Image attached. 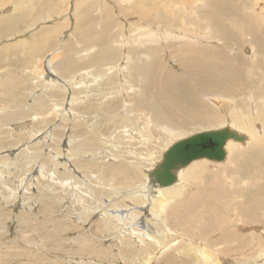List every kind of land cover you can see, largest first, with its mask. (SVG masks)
I'll return each mask as SVG.
<instances>
[{"label": "rangeland", "instance_id": "rangeland-1", "mask_svg": "<svg viewBox=\"0 0 264 264\" xmlns=\"http://www.w3.org/2000/svg\"><path fill=\"white\" fill-rule=\"evenodd\" d=\"M259 2L264 0H0V264H146L147 261H150L147 264H264V190L261 196L252 192L256 184L264 183V175L263 179L257 175L259 171L264 174V166L257 167L259 163L254 160L255 150L262 147L264 152V113H259L264 108L257 104V97L264 99V18L260 22L256 20L259 9L256 3ZM176 17L186 20L181 22ZM204 19L207 20L204 22ZM227 27L231 31L226 33ZM148 28L155 30L149 32ZM242 28H248L245 30H249L248 33ZM83 33L88 36L84 37ZM207 39L209 41L204 44ZM230 42H236L232 50L224 47L230 46ZM185 45L187 49L203 48L200 52L205 59L215 50L219 57L209 59L227 58L221 67L230 64L228 69L232 67L233 74L227 69L219 78L218 72L202 65L199 67L205 71L202 75L203 72L194 67L193 64L199 63L192 59L190 52L181 61L180 48H186ZM256 47L260 48L255 50ZM236 58L239 63L235 62ZM229 59L233 63L226 62ZM214 61L208 64L212 67L221 65ZM156 65H161L164 70L157 71ZM188 66L193 72L186 71ZM51 68L53 74H50ZM194 73L200 77L195 78ZM168 75H172L169 79L173 78L175 85L180 78L201 83L197 95L199 101L221 120H190L183 127L174 122L173 139L161 130L160 126L163 129L166 125L155 126L152 121L147 122L146 118L152 117L155 111L153 100L161 98L155 94L158 82L161 83L159 77L163 81ZM147 78L153 87L148 85ZM204 79L208 83L212 80L210 88L206 81L202 83ZM125 80L131 82L132 87ZM240 83L243 87L238 85ZM226 84L234 93L229 94L233 97L229 103L231 100L221 95V89L219 93L215 88ZM256 90L260 91L255 94ZM250 93L254 99L247 100ZM141 103L146 104L145 108ZM250 104L258 111L251 110ZM237 114L245 121L255 116L249 128H241L243 135L248 137L247 144L237 141L240 146L231 147L226 160H197L198 163L192 164L190 168L200 167L201 172H192L191 179L183 178L184 189L191 185L183 196L166 199L165 211L169 213L165 221L153 216L152 229L144 233L141 227H137L140 232L135 230V225L128 219L117 220V206L149 208L145 192L149 178L145 175L174 139L222 125L227 127ZM125 116L129 118L125 123L135 118V123L124 127L134 131V144L132 141L127 143L128 137L122 132L124 128H117ZM128 151L135 154L128 155ZM123 155L130 157L125 161ZM122 162L139 171L137 181L123 184L120 180L117 184L115 176L123 172ZM236 167L241 172L250 170L257 176L251 173L245 187L237 183V176L231 173ZM128 183L132 186H127L131 185ZM239 190H242L239 200L251 193L249 198L260 204L263 215L259 209L255 214L261 219L263 228H252L249 223L240 226L237 216L244 205L238 207V211L232 208L237 202L234 195ZM198 197L204 198L203 201ZM132 198L146 203L135 202ZM109 200L114 206L107 209L103 205ZM188 203L187 211L184 204ZM158 217L162 218V215ZM217 220L225 224L226 231L222 236L213 226ZM234 239L238 243L233 242ZM252 247L253 251L262 247L263 253L251 254Z\"/></svg>", "mask_w": 264, "mask_h": 264}, {"label": "bare ground", "instance_id": "bare-ground-1", "mask_svg": "<svg viewBox=\"0 0 264 264\" xmlns=\"http://www.w3.org/2000/svg\"><path fill=\"white\" fill-rule=\"evenodd\" d=\"M184 1V0H183ZM182 3V2H181ZM262 2H259V3H256V4H258L259 6H258V10H257V18H256V20L257 21H259L260 22V19H262V21H263V18H264V15H261V13H263L264 14V2L261 4ZM152 4V3H151ZM180 4V3H179ZM226 4V3H225ZM229 4V3H228ZM255 4V3H254ZM171 5V4H170ZM170 5H168V6H170ZM185 5V4H184ZM195 5V4H194ZM196 6H198V5H196ZM242 6V5H241ZM177 7H179V6H177ZM189 7V6H188ZM176 8V7H175ZM175 8H173L172 10H175ZM183 8V7H182ZM193 8V7H192ZM221 8V7H220ZM245 8V7H244ZM243 8V9H244ZM256 8V7H255ZM125 9V8H124ZM136 9V8H135ZM179 9V8H178ZM256 10V9H255ZM125 11V10H124ZM169 11V10H168ZM177 11V10H176ZM180 13V12H179ZM178 13V14H179ZM222 13V12H221ZM161 14V13H160ZM172 14V13H171ZM192 14V13H191ZM226 14V13H225ZM144 15V14H143ZM157 15V14H156ZM159 15V14H158ZM163 15V14H162ZM176 15V14H175ZM183 15V14H182ZM185 15V14H184ZM224 15V14H223ZM229 15V14H228ZM148 16V15H147ZM152 16V15H151ZM160 16V15H159ZM165 16H168V14L167 15H165ZM179 17L181 16V15H178ZM177 16V17H178ZM196 17V15H193V17ZM226 16H227V14H226ZM235 16V15H234ZM177 17H176V19H177ZM187 17V16H186ZM189 17V16H188ZM223 17V16H222ZM254 17V16H253ZM154 18V17H153ZM197 18V17H196ZM213 18H214V16H213ZM216 18V17H215ZM218 18V17H217ZM220 18V17H219ZM147 19H148V17H147ZM158 19V18H157ZM170 19V18H169ZM182 19V18H181ZM222 19V18H221ZM221 19L219 20V21H221ZM231 19V18H230ZM166 20V19H165ZM174 21H175V19H173ZM178 21H181V22H183V21H185V20H180V18L179 19H177ZM177 20H176V22H177ZM195 20V19H194ZM196 20H198V19H196ZM203 20V19H202ZM205 20H207V19H204V22H205ZM212 20V19H211ZM256 20H255V22H256ZM150 21V20H149ZM164 21V20H163ZM168 21V20H167ZM156 22H158L157 20H156ZM160 22H162L161 20H160ZM250 22H251V20H250ZM252 22H253V20H252ZM141 23V22H140ZM165 23V22H164ZM186 23V22H185ZM224 23V22H223ZM227 23V22H226ZM158 24V23H157ZM172 24V23H171ZM178 24V23H177ZM182 24V23H181ZM195 24V23H194ZM211 24H213V22L211 23ZM231 24V23H230ZM244 24V23H243ZM250 25H252L251 23H249ZM201 25V24H200ZM199 25V26H200ZM202 25H204V24H202ZM228 26H229V23L227 24ZM246 25V24H245ZM256 25H258V24H256ZM255 25V26H256ZM176 26V25H175ZM188 26V25H187ZM206 26V25H205ZM232 27H233V25H231ZM259 26V25H258ZM262 26V25H261ZM136 27V26H135ZM173 27V26H172ZM181 27H183V26H181ZM184 27H185V24H184ZM189 27V26H188ZM220 26H218V28H219ZM246 27V26H245ZM253 27V26H252ZM257 27V26H256ZM78 28V27H77ZM137 28V27H136ZM144 28H145V26H144ZM217 28V29H218ZM250 28V27H249ZM264 28V27H263ZM121 29H122V26H121ZM149 29V28H148ZM159 29V28H158ZM188 29V28H187ZM238 29V28H237ZM241 29V28H240ZM243 30H244V28H242ZM248 29V28H247ZM247 29H245V30H247ZM254 29V28H253ZM259 29V28H258ZM118 30H120V29H118ZM123 30V29H122ZM130 30H131V28H130ZM134 30H135V28H134ZM133 30V31H134ZM143 30H145V29H143ZM147 30V29H146ZM153 30H155V29H153ZM152 30V31H153ZM168 30H170V27L168 28ZM175 30V29H174ZM180 30V29H179ZM186 30V29H185ZM192 30V29H191ZM190 29H189V31H191ZM219 30V29H218ZM226 33L230 30V28L228 29V27L226 28ZM244 30V31H245ZM255 30V29H254ZM88 31V30H87ZM121 31V30H120ZM149 32H152L150 29L148 30ZM159 31H160V29H159ZM158 31V32H159ZM194 31V30H193ZM225 31V30H224ZM223 31V32H224ZM231 31V30H230ZM249 31V30H248ZM248 31H245V32H247L248 33ZM259 31V30H258ZM262 31V30H261ZM130 32V31H129ZM128 32V33H129ZM155 32H157V29H156V31ZM161 32V31H160ZM163 32V31H162ZM176 32V31H175ZM180 32V31H179ZM187 32V31H186ZM217 32V31H216ZM222 32V31H221ZM256 32V31H255ZM122 33H123V31H122ZM127 33V32H126ZM146 33V32H145ZM168 33H170V32H168ZM174 33V32H173ZM232 33V32H231ZM237 33V32H236ZM252 33V32H251ZM262 33H263V31H262ZM118 34V33H117ZM116 34V36L118 37V35ZM137 34H139V33H137ZM142 34V33H141ZM163 34V33H162ZM161 34V35H162ZM171 34V33H170ZM178 34V33H177ZM180 34V33H179ZM188 34V33H187ZM186 34V35H187ZM205 34H206V32H205ZM223 34V33H222ZM257 34V33H256ZM84 35H87V34H85V33H83V36ZM122 34H120V36H121ZM134 35V34H133ZM150 35V34H149ZM176 35V34H175ZM218 35V34H217ZM231 35V34H230ZM237 35H239V34H237ZM250 35V37L252 38V37H254V36H252V35H254V34H249ZM259 35H260V32H259ZM88 36V35H87ZM128 36V35H127ZM137 36V35H136ZM158 36V35H157ZM165 36V35H164ZM166 36H167V34H166ZM170 36V35H169ZM179 36V35H178ZM204 36V35H203ZM232 36V35H231ZM233 36H235V34L233 35ZM246 36H248V35H246ZM261 36V39H262V35H260ZM85 37V36H84ZM111 37V36H110ZM114 37V36H113ZM112 37V38H113ZM125 37V36H124ZM154 37H155V35H154ZM173 37V36H172ZM243 37V36H242ZM256 37H257V35H256ZM129 38V37H128ZM179 38H181V37H179ZM197 38V37H196ZM209 38V37H208ZM225 38H227V35H226V37ZM236 38V37H235ZM239 38V37H238ZM238 38H236V39H238ZM258 38V37H257ZM168 39H170L169 37H168ZM167 39V40H168ZM174 39H175V37H174ZM177 39V38H176ZM236 39H234V40H236ZM243 39V41H244V38H242ZM247 39V38H246ZM118 40V39H117ZM200 40H202V42L204 41L203 39H200ZM228 40V39H227ZM232 40V39H231ZM248 40V39H247ZM250 40V39H249ZM114 41V40H113ZM168 41H170V40H168ZM178 41V40H177ZM180 41V40H179ZM209 40L207 39L205 42H204V44L206 43V42H208ZM240 41V40H239ZM251 41H253V40H251ZM257 41H259V40H257ZM257 41H256V43L255 44H257L258 45V43H257ZM122 42V41H121ZM176 42V41H175ZM212 42V41H211ZM217 42V41H216ZM254 42V41H253ZM169 43H171V42H169ZM210 43V42H209ZM209 43H207V46L209 45ZM173 44H174V42H173ZM176 44V43H175ZM183 44V43H182ZM184 44H186V43H184ZM249 44H250V42H249ZM254 44V45H255ZM198 45V44H197ZM236 45V42H230V46H224V47H227V49L229 50H232L233 48V46H235ZM262 45V44H261ZM122 46V45H121ZM128 46V45H127ZM136 46V45H135ZM164 47H165V45H163ZM173 46V45H172ZM177 46V45H176ZM182 46V45H181ZM185 47L186 48H180V50L182 51V52H180V54L182 53V58H181V61L183 60V58L184 57H186V55H187V53H189L190 52V54H192V59H194V60H197L198 62L197 63H199V64H193L194 65V67H196V68H199L200 66H202V65H205L206 67L205 68H207V69H210L211 71H216L215 73H217L218 74V77L219 78H221V76H222V74H223V71L224 70H226L227 71V69H228V67H230L229 65L228 66H226V67H221L222 66V64L221 63H223L224 61H225V59H227V58H225V59H220V60H217V61H214V59H209V57L211 58V57H219V53L217 54L216 53V51L215 50H213V51H215V52H213V51H211V52H209L208 53V55L206 56V59H205V56L203 55V54H201V52H200V50H202V49H200V50H195V49H187V45H185ZM191 47H193V46H191ZM211 47V46H210ZM261 48H262V46H260ZM260 47H256L255 48V50L256 49H259ZM119 48H120V46H119ZM133 48V47H132ZM153 48V47H152ZM177 48V47H176ZM198 48V47H197ZM196 48V49H197ZM129 49V48H128ZM170 49H172L171 48V46H170ZM169 49V50H170ZM221 49V48H220ZM264 49V48H263ZM130 50H132V49H130ZM140 50V49H139ZM204 50V49H203ZM212 50V49H211ZM216 50H218L219 51V48L218 49H216ZM221 50H223V49H221ZM118 51V50H117ZM127 51V50H126ZM125 51V52H126ZM157 51V50H156ZM159 51V50H158ZM174 51V50H173ZM177 51H179V49H177ZM210 51V50H209ZM217 51V52H218ZM121 52V51H120ZM130 52V51H129ZM138 52H140V51H138ZM144 52V51H143ZM197 52H200V54H198ZM136 53V52H135ZM162 53V52H161ZM179 53V52H178ZM221 53H222V51H221ZM137 54V53H136ZM177 54V53H176ZM120 55V54H119ZM223 55V54H222ZM122 56V55H121ZM128 56V55H127ZM133 56V55H132ZM136 56V55H135ZM135 56H133V57H135ZM179 56H181V55H179ZM221 56V55H220ZM129 57V56H128ZM223 57H224V55H223ZM253 57H256V56H254L253 55ZM139 58V57H138ZM145 58V57H144ZM170 58H172L171 56H170ZM180 58V57H179ZM204 58V59H203ZM222 58V57H221ZM257 58V60L259 59L258 57H256ZM162 59V58H161ZM160 59V60H161ZM156 60V59H155ZM263 60H264V58H263ZM127 61H128V58H127ZM164 61V60H163ZM162 61V62H163ZM191 61V60H190ZM209 61L211 62V61H214V62H217L216 63V65H220L219 67H212V66H210L208 63H209ZM261 61V60H260ZM132 61H131V58H129V63H131ZM134 62V61H133ZM169 62V61H168ZM173 62V61H172ZM175 62V61H174ZM183 62V61H182ZM185 62V61H184ZM226 62H228V63H230L231 62V60L229 59V60H227ZM235 62L236 63H239L240 61L239 60H237V58L235 59ZM128 63V62H127ZM126 63V64H127ZM152 63H153V61H152ZM156 63H157V61H156ZM155 63V64H156ZM231 63H233V61L231 62ZM242 63V65H244L243 63V61L241 62ZM158 64H159V62H158ZM165 64H166V62H165ZM213 64V63H212ZM224 64H226V63H224ZM128 65V64H127ZM130 65V64H129ZM168 65V64H167ZM149 66V65H148ZM161 66V65H160ZM160 66H157L156 65V69H157V71L159 70L160 72H162L161 70L163 69L164 70V68H161ZM150 67H152V65L151 66H149V68ZM184 67V66H183ZM261 67V66H260ZM135 68V67H134ZM168 68V67H167ZM204 68V69H205ZM225 68V69H224ZM232 68V67H231ZM230 68V69H231ZM259 68V67H258ZM139 69V68H138ZM152 69V68H151ZM174 69V68H173ZM193 69V68H192ZM200 69V68H199ZM230 69H228L229 70V72L231 73V74H233L232 73V70H230ZM52 70V71H51ZM126 70V69H125ZM137 70V69H136ZM172 70V69H171ZM190 71L191 69H190V67L188 66V69H186V71ZM193 70H195V68L193 69ZM201 70V69H200ZM258 70V69H257ZM48 71V70H47ZM50 71H51V73L50 74H53V69L51 68L50 69ZM154 71V70H153ZM156 71V72H157ZM188 71V72H189ZM192 71V70H191ZM197 71V70H196ZM202 72H203V74L202 75H205L204 74V70H201ZM259 71V70H258ZM99 72V71H98ZM125 72V71H124ZM130 72H132V71H130ZM130 72H129V75H130ZM137 73H138V71H136ZM166 72V71H165ZM172 72V71H171ZM193 72V71H192ZM100 73V72H99ZM122 73V72H121ZM136 73V74H137ZM140 73V72H139ZM149 73H150V71H149ZM155 73V72H154ZM189 73H191V72H189ZM196 73V72H195ZM194 73V74H195ZM200 73V72H199ZM227 73V75H229L228 74V72H226ZM87 74V73H86ZM143 74V73H142ZM141 74V75H142ZM193 74V73H192ZM191 74V75H192ZM208 74V73H207ZM241 74V73H240ZM256 74H257V72H256ZM263 74V73H262ZM125 76L127 75V74H124ZM135 75V72L133 73V75L132 76H134ZM140 75V74H139ZM138 74H137V76H139ZM173 75V74H172ZM172 75H168V77H166L163 81H162V78L161 77H159V79L161 80V83L160 82H158V86H156V88H155V86H154V88L156 89V97H157V95H159L161 98H158L157 97V99L158 100H153V102H154V105H153V110L155 109V111L153 112L154 114H153V116L151 117L150 115V117L149 118H146V121L148 122V121H152L153 122V124L155 125V126H160V124H164V125H166V128H163L162 129V127L160 126V128H161V130H163L164 131V133L165 134H167L169 137H171L170 139H173V133H174V131H172L173 130V126L175 125V123L174 122H178V126H180V127H183L184 125H186V124H188V122H190V120L191 121H197V120H199L200 122L201 121H205V120H207V119H210V120H214V121H219V120H221L220 118H219V120H218V117H219V115H215V113H212L211 111H213V110H211V111H208V109L206 110V108L202 105V101H201V103H200V101H199V99H198V96H199V90H198V88H199V85L201 84V83H199V84H197L196 82H192V81H190V80H188L187 78H186V80H182L181 78H180V80H177V82H178V85H175V83H174V80H173V78L172 79H169L170 77H172ZM195 75H197V74H195ZM195 75H193L192 77H195ZM201 75V74H200ZM225 75V74H224ZM253 75V74H252ZM124 76V77H125ZM142 76H144V75H142ZM149 76H153V75H149ZM236 76V75H235ZM111 77V76H110ZM110 77H108V78H110ZM157 77V78H158ZM198 77H200V76H198L197 75V77H195V78H198ZM205 78L207 77V76H204ZM216 77V76H215ZM224 77H226V76H224ZM229 77V76H228ZM234 77V76H233ZM237 77V76H236ZM241 77H242V75H241ZM246 77V76H245ZM126 78V77H125ZM128 78V77H127ZM175 78V77H174ZM258 78V77H257ZM260 78V77H259ZM258 78V79H259ZM112 79V78H111ZM132 79V78H131ZM137 79V78H136ZM148 79V78H147ZM149 79H151L150 77H149ZM149 79H148V82H149ZM156 79V78H155ZM177 79H179V78H177ZM200 79V78H199ZM199 79H197V80H199ZM208 79H209V77H208ZM207 79V80H208ZM211 79H212V77H211ZM210 79V80H211ZM214 79H216V78H214ZM214 79H212V80H214ZM229 80L231 79V78H228ZM244 79V78H243ZM108 80V79H107ZM114 80V79H113ZM127 80V79H126ZM125 80V81H126ZM137 80H139V79H137ZM201 80V79H200ZM200 80H199V82H200ZM211 80V81H212ZM237 80V79H236ZM252 80V79H251ZM254 80V79H253ZM153 81V80H152ZM202 81V80H201ZM204 82H202V83H206L207 81L204 79L203 80ZM206 81V82H205ZM211 81L209 82L210 84H211ZM231 81V80H230ZM229 81V82H230ZM234 81V80H233ZM245 81H247V82H249L248 80H245ZM110 82V81H109ZM126 82H128V81H126ZM217 82H219V81H217ZM105 83V82H104ZM112 83V82H111ZM129 83V85L132 87V84H131V82H128ZM127 83V84H128ZM150 83V82H149ZM157 83V82H156ZM172 83H174V84H172ZM209 83L207 82V85H208V88H210L209 86ZM235 83V81L233 82V84ZM237 83H239V82H237ZM107 84V83H106ZM114 84V83H113ZM148 84V83H147ZM213 84H216L215 82L213 83ZM219 84H220V82H219ZM224 84V83H223ZM149 86L150 85H152V87H153V84L152 83H150V84H148ZM202 85V84H201ZM206 85V84H205ZM205 85H204V87H205ZM207 85H206V87H207ZM237 85V84H236ZM239 86L241 85V87H243V85H242V83H240V84H238ZM248 85V84H247ZM104 86V85H103ZM102 86V87H103ZM145 86V85H144ZM149 86H148V88H149ZM176 86V87H175ZM192 86V87H191ZM143 87V86H142ZM141 87V88H142ZM175 87V88H174ZM196 87V88H195ZM229 87H230V85H229ZM229 87H227V84L226 85H222V87L220 86V85H216V87L215 88H217L218 90H219V93H220V89H221V91H222V94L221 95H225V97H228V99H226V100H231V101H228V103L229 102H232V99L231 98H233L232 96H230V95H233L234 93L233 92H231L232 91V89H231V87L229 88ZM133 88H135V87H133ZM146 87H144V89H145ZM207 88V89H208ZM213 88V87H212ZM214 88V90H216ZM113 89V88H112ZM129 89H130V87H129ZM151 89V88H150ZM154 89V90H155ZM248 89V88H247ZM182 90V91H181ZM206 90V89H205ZM209 90V89H208ZM211 90V89H210ZM214 90H211V91H214ZM237 90V89H236ZM145 91V90H144ZM153 91V90H152ZM201 91H202V94H203V90L201 89ZM217 91V90H216ZM258 91H260V90H256L254 93L255 94H257L258 93ZM112 92V91H111ZM206 92V91H205ZM248 92V91H247ZM102 93V92H101ZM109 93H110V91H109ZM118 93V92H117ZM154 93V92H153ZM210 93V92H209ZM218 93V94H219ZM224 93V94H223ZM242 94H243V92H241ZM206 94H207V92H206ZM211 94H212V92H211ZM230 94V95H229ZM198 95V96H197ZM235 96V95H234ZM97 97V96H96ZM217 97V96H216ZM237 97V96H236ZM247 100L248 99H254V95L252 94V93H250V94H248L247 96ZM95 98V97H94ZM205 98V97H204ZM213 99H214V97H212ZM235 98V97H234ZM243 98H245V97H243ZM258 98V100H257V104H262V106H263V108H264V99H259V97H257ZM256 98V99H257ZM264 98V97H263ZM154 99H155V97H154ZM217 99V98H216ZM215 99V100H216ZM237 99V98H236ZM235 99V100H236ZM246 99V98H245ZM169 100H172V101H169ZM207 100H210L208 97H207ZM126 101V100H125ZM140 101V100H139ZM144 101H145V99L143 98V103H144ZM240 101V100H239ZM238 101V102H239ZM142 102V101H141ZM211 102H212V100H211ZM217 102V101H216ZM219 102V101H218ZM253 102V101H252ZM212 103H214V102H212ZM142 104V103H141ZM165 106H164V105ZM245 104V103H244ZM249 104V103H248ZM142 105H144V104H142ZM146 105V104H145ZM145 105H144V108H145ZM229 105V104H228ZM230 105H232V104H230ZM243 105V104H242ZM256 105V104H255ZM227 106V105H226ZM246 106H248L247 104H246ZM140 107V106H139ZM147 108H148V105L146 106ZM234 107V106H233ZM244 107H245V105H244ZM250 107H251V110H253L254 108H255V111H258V109L255 107V106H253V105H251L250 104ZM98 108V107H97ZM111 108V107H110ZM122 108V107H121ZM218 108V107H217ZM220 108V107H219ZM224 108V107H223ZM242 108V107H241ZM260 108H261V106H260ZM135 109V108H134ZM139 109V108H138ZM141 110H144L143 108H140ZM150 109H152L151 107H150ZM149 109V110H150ZM169 111H168V110ZM227 109V108H226ZM233 109V108H232ZM232 109H231V111H232ZM246 109V108H245ZM1 110V109H0ZM106 110V109H105ZM112 110V109H111ZM117 110V109H116ZM219 110V109H218ZM225 110V109H224ZM237 110H239V109H237ZM115 111V110H114ZM136 111V110H135ZM139 111V110H138ZM229 111H230V109H229ZM230 111V112H231ZM242 111H244V110H242ZM241 111V112H242ZM112 112V111H111ZM134 112V111H133ZM142 112V111H141ZM228 112V111H227ZM226 112V113H227ZM230 112H228V113H230ZM232 112H234V111H232ZM239 112H240V110H239ZM260 112H262V113H264V111L263 110H259V113ZM117 113V112H116ZM119 113V112H118ZM218 113V112H217ZM222 113V112H221ZM246 113V112H245ZM258 113V114H259ZM233 114V113H232ZM239 114V113H238ZM234 115L233 116V119H232V122L231 123H229L230 125H228L227 126V128H229L230 130H232V131H235L236 133H238L239 135H242L243 137H244V139L242 140V141H239V143H244L243 145H245V144H247V143H245L246 141H247V136H244L243 135V131H241V128L242 129H244L245 127H250V122L252 121V120H254L255 119V116L253 117V119H247V121H245L244 120V118L241 116V115ZM249 114V113H248ZM110 115V114H109ZM116 115V114H115ZM114 115V116H115ZM121 115V114H120ZM112 116H113V114H112ZM123 116V115H122ZM135 116V115H134ZM228 116V115H227ZM246 116V115H245ZM126 117V116H125ZM223 117V116H222ZM226 117V116H225ZM259 117V116H258ZM106 118H107V116H106ZM123 118V117H122ZM230 118V117H229ZM111 119V118H110ZM118 119H120V118H118ZM149 119V120H148ZM262 119V118H261ZM260 119V120H261ZM129 120V118H123V119H121V124H117V125H119L117 128H124L125 126H130L131 124H133V123H135V118H134V120H131V121H129L128 123H125L126 121H128ZM225 120H226V118H225ZM111 121V120H110ZM231 121V120H230ZM104 122V121H103ZM117 122V121H116ZM133 122V123H132ZM228 122V121H227ZM179 123H181V124H179ZM110 124H111V122H110ZM177 124V123H176ZM114 125V124H113ZM226 125V124H225ZM221 126V125H220ZM105 127V126H104ZM116 127V126H115ZM225 126L224 125H222L221 126V128H224ZM96 128V127H95ZM109 128V127H108ZM116 128V129H117ZM105 129H106V127H105ZM110 129V128H109ZM113 129H115V128H113ZM115 129V130H116ZM209 129H210V127H209ZM213 129H220V128H213ZM100 130V129H99ZM98 130V131H99ZM183 131H184V129H182ZM106 132V131H105ZM122 132H123V134H125L124 136L125 137H128V144H130L131 142L130 141H135L134 139H135V133H134V131H132V130H126L125 128L122 130ZM183 133V132H182ZM99 135V134H98ZM160 134H158V136H159ZM163 135V134H162ZM161 135V136H162ZM192 135V134H191ZM157 136V137H158ZM161 136H160V138H159V141H160V139H161ZM164 136V135H163ZM162 136V137H163ZM167 136V137H168ZM190 136V135H189ZM109 137V136H108ZM157 137H155V138H157ZM168 137V138H169ZM183 138H185V137H183ZM183 138H180V139H183ZM180 139H174L173 141L174 142H176V141H178V140H180ZM132 141V142H133ZM173 142V143H174ZM173 143H171V144H173ZM131 144H134V142L133 143H131ZM249 146L251 145V143H249L248 144ZM169 146H171V145H169ZM168 146V147H169ZM236 146H240V144H238V142L237 141H235V140H233V139H228L227 141H226V144H225V146H224V149H225V157H224V159L226 160L227 159V156L229 157V155H230V148L231 147H236ZM168 147H166V149L168 148ZM165 149V150H166ZM165 150L163 151V152H161V157H160V159H159V161H155V164H154V166L152 167V168H150L148 171H147V175H145L146 177H148V174H149V172L152 170V169H154L156 166H157V164H159L160 162H161V160H162V156H163V153L165 152ZM256 151V156L254 157V160H256V161H258V163L259 164H257L256 166L257 167H262V166H264V158H263V155H264V152H263V148L262 147H259L258 148V150H255ZM262 153V154H261ZM134 155L135 153H133V152H131V151H128V155ZM234 154V153H233ZM262 155V156H261ZM123 158H125L124 160L126 161V158L127 157H130V156H127V155H123L122 156ZM149 157V156H148ZM234 157H236V156H234ZM155 159H157V158H155ZM223 159V160H224ZM147 160V159H146ZM197 160H202V161H206V160H208V159H205V158H201V159H197ZM197 160H193L192 162H191V164L190 165H188V166H185V167H182V168H179V169H177L176 171H175V174H176V181L173 183V184H171V185H168V186H159L157 183H156V181L153 179V178H149V180L147 179L146 181V188H147V190H145V192H146V194L148 195V201H149V208H147V209H145V208H139V207H137L136 205L134 206H132V208L130 209V208H126L125 207V209L124 208H121L120 206H117V211H116V213H117V220H119V221H122V220H124V219H128L130 222H131V224H133V225H135V227H136V229L135 230H137L138 231V229H137V227H141V228H143L144 229V233H147L149 230H151L152 229V217L154 216V217H156L157 216V218H159L160 219V221H165L166 219H167V217H168V213H169V211L167 210V211H165V206L167 205V202H166V199L168 198V199H170V200H173V199H176V198H178V197H180V196H183V194H184V192H185V189L187 190L188 189V186H190L191 187V185L189 184V185H184L186 188L184 189L183 187H182V185H181V182L182 183H184V181H183V178H186V177H190L189 179H191V178H193V174H191L192 172H197V170H199L198 168H200V167H192V168H190V166L192 165V164H195V163H198V161ZM229 160H231V158L229 159ZM234 160V159H233ZM154 161V160H153ZM208 161H210V160H208ZM212 161V160H211ZM235 161V160H234ZM240 161V160H239ZM250 161H252V160H250ZM255 161V162H256ZM135 162V161H134ZM213 162H216V161H213ZM254 162V163H255ZM131 164H133L132 162H130ZM119 165V164H118ZM236 165H238V164H236ZM241 165V164H240ZM250 165H252V164H250ZM253 166V165H252ZM119 167V166H118ZM117 167V168H118ZM133 167V166H132ZM130 165H128L127 163H121L120 164V168H122V170H123V172H120V175L118 174L117 176H115L116 177V182H117V184L119 183V181L121 180V181H123V184L124 183H126V182H134L135 181V179H136V181L138 180V177H139V171H137L135 168H132ZM246 167V166H245ZM248 167V166H247ZM111 167H109L108 169H110ZM114 168H116L115 166H114ZM188 168H190V169H188ZM228 168V167H227ZM242 168H243V166H242ZM263 168V167H262ZM240 169V168H239ZM255 170V169H254ZM257 170V169H256ZM258 170H259V168H258ZM112 172V171H111ZM110 172V173H111ZM198 172H201L200 170L198 171ZM230 173V172H229ZM233 175H236L237 176V183H241V184H243L245 187H247L248 185V180L250 179L249 177H251L252 175H255V176H257V175H259L260 176V178H262L263 179V173H261V171H259V174H255L254 172H251L250 170H248V171H244L243 170V172H241L240 170H238V168L236 167V169L235 168H233V170H232V172H231ZM251 173H253L252 175H251ZM226 174V173H225ZM216 175V174H215ZM186 176V177H185ZM230 176V175H229ZM113 177V176H112ZM196 177V176H195ZM194 177V178H195ZM219 178V177H218ZM143 179V178H142ZM187 179V178H186ZM252 179V178H251ZM212 180V179H211ZM222 180V179H221ZM228 180V179H227ZM253 180V179H252ZM256 180V179H255ZM254 180V181H255ZM198 181V180H197ZM200 181V180H199ZM198 181V182H199ZM258 181V180H257ZM260 181V180H259ZM204 182V181H203ZM202 182V183H203ZM262 182H264V181H262ZM135 183H137V182H135ZM121 184V183H120ZM119 184V185H120ZM128 184H131V183H128ZM195 184H197V183H195ZM144 185V184H143ZM198 186H199V184H197ZM257 186L254 188V190L252 191V192H254V195L256 196V195H258V196H261L262 194H263V190H264V183L263 184H256ZM117 186V185H116ZM124 186V185H123ZM127 186H132V184L131 185H127ZM138 186V185H137ZM141 186V185H140ZM202 186V185H201ZM250 186V185H249ZM139 187V186H138ZM203 187V186H202ZM241 188H242V186H240ZM52 189V188H51ZM116 189H117V187H116ZM145 189V188H144ZM214 189V188H213ZM120 190V189H119ZM205 190V189H204ZM225 190V189H224ZM229 190V189H228ZM202 191H203V188H202ZM246 191V190H245ZM109 192V191H108ZM141 192V191H140ZM194 192V191H193ZM200 191L198 190V193H199ZM205 192H206V190H205ZM225 192H227V191H225ZM233 192V191H232ZM120 193V192H119ZM135 193V192H134ZM196 193V192H195ZM202 193V192H201ZM221 193V192H220ZM219 193V194H220ZM230 193V192H229ZM242 193V190H239V192L238 193H235V195H234V199L237 201L236 202V205H235V207H234V204H235V202L233 203V206H232V208H233V211L234 210H237V208L238 207H241V205H244V210H239V213H238V218H240V226H242V225H244V224H247L248 225V223L250 224V226L252 227V228H258V227H260L261 225V219H259L258 217H257V215L255 214L256 213V211L260 208V204L256 201V200H254V199H250L249 198V194H251V193H247V195L244 197L243 195V197H244V199H242V200H239L238 199V197H239V194H241ZM243 193H245L244 191H243ZM127 194H128V192H127ZM136 194V193H135ZM205 194V193H204ZM204 194H202V195H204ZM224 194V193H223ZM100 196H101V194H99ZM122 195V194H121ZM123 195H124V193H123ZM129 195H131V193L129 194ZM196 195H197V193H196ZM195 195V196H196ZM201 195V194H200ZM135 196H137V195H135ZM143 196H144V194H143ZM198 196V195H197ZM205 196H206V194H205ZM225 196V195H224ZM227 196V195H226ZM139 197V196H138ZM200 197V196H199ZM198 197V198H199ZM110 198H113V197H110ZM109 198V199H110ZM197 198V199H198ZM118 199V198H117ZM127 199V198H126ZM133 199V198H132ZM200 199V198H199ZM199 199H198V201H199ZM204 199V198H203ZM203 199H202V197H201V201H203ZM112 200V199H111ZM120 200H122L121 198H120ZM137 200H139V201H141V199H133V201H135V202H137ZM145 200H147V198L145 199ZM108 201V200H107ZM117 201V200H116ZM119 201V200H118ZM117 201V202H118ZM126 201V200H125ZM124 201V202H125ZM129 201V200H128ZM209 201V200H208ZM105 202V201H104ZM176 202V201H175ZM232 202H233V200H232ZM254 202V203H253ZM120 203H121V201H120ZM128 203V202H127ZM141 203L142 204H145L146 203V201H141ZM148 203V202H147ZM204 203V202H203ZM256 203V204H255ZM136 204V203H135ZM139 204H140V202H139ZM111 205H113L112 204V202L109 200V202H108V204L107 205H103L105 208H109ZM115 205H117V204H115ZM132 205V204H131ZM31 206V205H30ZM29 206V207H30ZM99 206V205H98ZM114 206V205H113ZM122 206V205H121ZM144 206V205H143ZM183 206V204H181L180 205V207H182ZM256 206V210H254L253 211V208ZM140 207H142V206H140ZM145 207V206H144ZM179 207V208H180ZM189 207H190V205H189V203L188 204H184V210L186 209L187 211H188V209H189ZM207 207H208V205H207ZM35 208V207H34ZM44 208V207H43ZM116 208V207H115ZM211 208V207H210ZM91 209V208H90ZM89 209V210H90ZM139 209V210H138ZM45 210V209H44ZM106 210V209H105ZM110 210V209H109ZM199 210V209H198ZM215 210V209H214ZM88 211V210H87ZM238 211V210H237ZM259 211H260V213L263 215V211H262V209H259ZM106 212H107V210H106ZM115 212V211H114ZM164 212V213H163ZM185 212V211H184ZM210 212H213V211H210ZM105 213V212H104ZM215 213V212H214ZM222 213V212H221ZM235 213V212H234ZM259 213V214H260ZM90 214V213H89ZM151 215V216H150ZM162 215V218H160V217H158V216H161ZM223 215V214H222ZM150 216V217H149ZM177 216V215H176ZM215 216V215H214ZM184 218V217H183ZM196 219V218H195ZM110 220V219H109ZM204 220V219H203ZM263 220V219H262ZM84 222V221H83ZM113 224V223H112ZM154 224V223H153ZM169 224V223H168ZM116 225H118V224H116ZM156 225H158V224H156ZM203 225V224H202ZM160 226V225H159ZM201 226V225H200ZM213 226H215V228L217 229V230H219L220 231V233H221V236L225 233V231H226V229L224 228V226H225V224L224 225H222V222L221 223H219V221L217 220V224L216 225H213ZM227 226V225H226ZM229 226V225H228ZM234 226H238V225H234ZM166 227V226H165ZM239 227V226H238ZM120 228V227H119ZM132 228V227H131ZM162 228V227H161ZM261 228H263L262 226H261ZM122 229V228H121ZM109 230V229H108ZM124 230V229H123ZM97 231V230H96ZM133 231V230H132ZM101 232V231H100ZM138 232H140V231H138ZM217 232V231H216ZM216 232H214L215 234H216ZM231 232V231H230ZM120 233V232H119ZM169 233V232H168ZM219 233V232H218ZM232 233V232H231ZM231 233H229V234H231ZM157 234V233H156ZM159 234H161V232H159ZM173 234V233H172ZM199 234V233H198ZM233 234V233H232ZM232 234H231V236H232ZM262 235V234H261ZM140 236H141V234H140ZM162 236V235H161ZM215 236V235H214ZM230 236V235H229ZM234 236V235H233ZM102 237V236H101ZM135 237H137V236H135ZM134 237V238H135ZM225 237H226V235H225ZM178 238V237H177ZM231 238V237H230ZM229 238V239H230ZM254 239V238H253ZM257 239V238H256ZM141 240V239H140ZM161 240V239H160ZM226 240H228V239H226ZM233 242H236V240L234 239V241ZM236 243H238V242H236ZM131 244V243H130ZM143 245V244H142ZM134 246V245H133ZM145 246V245H144ZM202 246V245H201ZM229 246H231V245H229ZM162 247V246H161ZM203 247V246H202ZM260 248H262V247H260ZM260 248H257V249H255L256 251H253L254 250V248L252 247V248H250V252H251V254L252 253H256V254H259V253H263V251L262 250H260ZM167 249V248H166ZM227 249V248H226ZM243 249V248H242ZM136 250H138V249H136ZM260 250V251H259ZM126 251V250H125ZM140 251V250H139ZM221 251V250H220ZM220 251H219V253H220ZM132 252H134V253H136L135 251H132ZM127 253V252H126ZM138 253V252H137ZM219 253H218V255L217 256H219ZM123 254V253H122ZM138 254H141V253H138ZM145 254V253H144ZM226 254V253H225ZM125 255V254H124ZM135 256H137L136 254H135ZM134 256V257H135ZM139 256V255H138ZM131 257H133L132 255H131ZM133 259V258H132ZM139 259V258H138ZM148 260V259H147ZM141 261V260H140ZM146 260H144V262H145ZM143 262V263H144ZM150 262V261H149ZM148 261H147V263H149ZM219 262V261H218ZM136 263V262H135ZM146 263V264H147ZM142 264V263H141ZM145 264V263H144ZM217 264V263H216Z\"/></svg>", "mask_w": 264, "mask_h": 264}, {"label": "water", "instance_id": "water-1", "mask_svg": "<svg viewBox=\"0 0 264 264\" xmlns=\"http://www.w3.org/2000/svg\"><path fill=\"white\" fill-rule=\"evenodd\" d=\"M228 139L242 141L244 137L224 127L198 132L180 139L165 150L161 162L149 172L148 177L153 178L159 186H168L176 181L175 171L193 160L205 158L222 161L225 157L224 146Z\"/></svg>", "mask_w": 264, "mask_h": 264}]
</instances>
